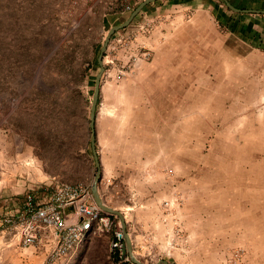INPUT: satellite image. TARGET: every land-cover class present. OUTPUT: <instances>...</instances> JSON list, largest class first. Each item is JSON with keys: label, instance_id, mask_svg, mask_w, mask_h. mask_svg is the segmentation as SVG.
Listing matches in <instances>:
<instances>
[{"label": "rangeland", "instance_id": "374dc122", "mask_svg": "<svg viewBox=\"0 0 264 264\" xmlns=\"http://www.w3.org/2000/svg\"><path fill=\"white\" fill-rule=\"evenodd\" d=\"M39 1L42 12L34 11L30 22H38L41 15L52 35L46 34L43 45L48 49L33 63L28 84L6 97L9 109L0 119V154L7 172L17 161L5 136H15L17 144L22 141L6 126L7 115L29 88L57 89L45 80L49 73L41 75L48 55L83 19L85 27L69 41L79 43L75 53L85 59L96 57L107 28L128 14L105 13L103 7L92 10L93 0H32L34 8ZM121 30L111 35L103 54L94 133L103 174L100 186L121 201L136 258L148 263L163 257L170 264H240L243 243L251 244L252 261L264 264V61L211 58L203 66H208V76L193 70L204 75L169 77L159 73L161 67L154 73L149 52L137 48L135 34L123 35ZM131 43L135 47L128 54ZM142 52L146 57L135 63ZM197 62L188 65L196 67ZM256 64L258 70L250 75ZM96 71L92 65L86 73L85 95L91 96ZM18 112L12 119L35 123L32 115ZM31 154L38 170L32 169L30 177L35 184L48 178L40 190L50 192L58 184ZM76 169L78 176L68 183L89 187L93 175L85 165ZM104 199L113 207L112 198ZM111 217L120 225L117 216ZM109 238L108 233L86 238L72 264H111ZM40 262L35 258L33 264H50Z\"/></svg>", "mask_w": 264, "mask_h": 264}, {"label": "crops", "instance_id": "0c3cea01", "mask_svg": "<svg viewBox=\"0 0 264 264\" xmlns=\"http://www.w3.org/2000/svg\"><path fill=\"white\" fill-rule=\"evenodd\" d=\"M113 1L93 0L91 7L96 4L99 7L112 8L113 5L115 6ZM227 1L238 9H264V0ZM223 4L220 0H154L145 5L139 14L121 31L123 35L135 34L133 42L138 49H145L149 52L151 63L156 66L154 73H156L158 67H161L159 73L164 72L169 77L204 75L202 72L194 73L193 70H203L208 76L210 74V72L207 73L208 66H205V68L203 66L204 62L209 61L211 58H217V60H223L224 62L233 60L239 63L258 58H262L261 60L264 61V13L234 12ZM120 13L122 12L111 14ZM133 45L131 43L128 47V54ZM195 60L198 61L196 67L192 64L188 65V62L192 63ZM256 67L257 64L249 70L250 75L254 73V70H258ZM178 69L179 71L189 70V72H176ZM237 73L235 72V75H240V72ZM5 137L6 141L4 143L10 149L12 148V154L17 163L13 171L7 172L0 154V219L7 213L15 214L18 212L26 193L31 192L35 201L46 198L49 193L40 190L42 185L49 181L48 178L43 177L40 180L44 181L41 182L42 184H35V181L30 177L32 169L38 170V163L32 160L33 155L30 148L25 146L21 140L17 144L15 136L6 135ZM1 142L0 135V145ZM20 158L23 160L28 159L29 162L22 161ZM21 174L25 176L15 177ZM102 179L103 174L100 171L97 189L101 200L107 202L104 198H112L113 208L121 211L124 217L121 201L118 200L117 196L113 197L111 193L105 191V186H100ZM111 203L109 204L111 205ZM124 224L131 241L132 253L136 258V244L131 236L127 220ZM233 231L235 232V228ZM47 241L48 235L43 232L40 234V243L35 247H20L19 235L6 229V226L0 222V264H33L35 258L39 262L43 260L46 262L48 260L46 257L48 251ZM241 244L245 249L240 264H255L251 257L254 252L252 246H250L251 244ZM76 250L69 252L65 258L58 260L55 264H72L73 260L71 258L75 255ZM124 252L127 255L125 243ZM161 259L170 264L163 257H156L152 263L139 261L144 264H154ZM127 264L135 263L129 258Z\"/></svg>", "mask_w": 264, "mask_h": 264}, {"label": "trees", "instance_id": "16d2710c", "mask_svg": "<svg viewBox=\"0 0 264 264\" xmlns=\"http://www.w3.org/2000/svg\"><path fill=\"white\" fill-rule=\"evenodd\" d=\"M140 1H130L131 9ZM113 2L115 6L105 7V13L123 12L121 0ZM38 3L39 6L34 8L32 0H0V94H4L0 99V119L9 109L6 97L25 88L33 63L43 59L48 49L43 41L46 34L52 35V32H47L45 21L40 15L38 22H30L35 17L32 14L34 11L42 12L41 1ZM98 7L94 4L92 10ZM85 25L86 22L81 19L44 62L41 75L49 73L45 80L56 84L57 89L29 88L5 120L6 126L22 138L25 146L42 162L43 171L56 184L75 181L78 166L85 165L90 176L94 173L88 129L90 95H85L82 87L87 71L92 65L97 67V64L95 56L85 59L80 52L75 53L81 46L78 42L69 41L70 36L79 34ZM95 50L97 53L98 48ZM18 111L32 115L35 123L27 125L25 120L12 119Z\"/></svg>", "mask_w": 264, "mask_h": 264}, {"label": "built area", "instance_id": "2783aa9c", "mask_svg": "<svg viewBox=\"0 0 264 264\" xmlns=\"http://www.w3.org/2000/svg\"><path fill=\"white\" fill-rule=\"evenodd\" d=\"M121 4L124 12L131 9L130 0H121ZM146 55L147 52H142L134 57L135 63ZM25 161L28 163V159ZM0 222L19 235L23 248L35 247L40 243V234L46 232V257L50 264L65 258L86 238L102 233L110 234L108 251L111 264L129 262L119 223L98 208L89 187L74 183L58 184L51 188L46 198L38 201L28 192L19 211L4 215Z\"/></svg>", "mask_w": 264, "mask_h": 264}, {"label": "water", "instance_id": "95a60500", "mask_svg": "<svg viewBox=\"0 0 264 264\" xmlns=\"http://www.w3.org/2000/svg\"><path fill=\"white\" fill-rule=\"evenodd\" d=\"M154 0H141L132 8L127 16L118 24L111 25L107 28L103 38L102 42L98 48V52L95 57V61L97 64V71L94 75L93 79V88H92V93L90 96V103H89V109H88V129H89V146H90V152L92 155L93 159V165H94V173L92 176L91 183L89 185V190L93 199V202L98 206V208L108 214V215H114L117 216L119 222H120V229L123 234V240L125 243V250L127 252L128 257L130 260L135 263V264H144L137 260L133 253H132V248H131V241L129 238V235L127 234L125 230V224H124V219L121 211L110 207L106 205L100 198L98 189H97V184L100 178V169H99V160L97 157V151H96V146H95V136H94V121H95V114H96V103L98 99V94H99V83L100 79L103 73V54L105 52V49L107 47L109 38L111 35L116 32L117 30L125 27L129 22L140 12V10L147 5L148 3L152 2ZM224 5L231 11L234 12H244V13H264V9H238L232 6L227 0H222ZM154 264H167L165 260H158Z\"/></svg>", "mask_w": 264, "mask_h": 264}]
</instances>
